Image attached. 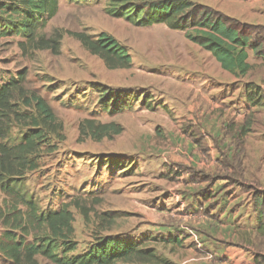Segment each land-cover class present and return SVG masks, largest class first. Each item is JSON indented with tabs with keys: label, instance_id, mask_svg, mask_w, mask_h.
Wrapping results in <instances>:
<instances>
[{
	"label": "rangeland",
	"instance_id": "rangeland-1",
	"mask_svg": "<svg viewBox=\"0 0 264 264\" xmlns=\"http://www.w3.org/2000/svg\"><path fill=\"white\" fill-rule=\"evenodd\" d=\"M191 1L218 9L250 27L260 45L258 53L250 55L253 67L246 76L228 75L209 52L191 43L181 31L165 24L137 26L110 15L111 0H58V11L43 32L53 28L105 32L130 54L128 69H108L67 34L57 55L48 50L26 53L17 45L19 37H0V85L25 69L27 86L47 100L63 125L64 140L53 141L54 148L40 152L37 168L21 177L17 187L32 195L42 209L55 210L73 199L88 204L92 210L88 219L71 208L77 254L98 234L146 244L167 259L171 257L169 246L180 257H187L184 244L190 241L182 240V246L169 241V233L163 229L164 225H187L180 198L183 188L189 184L192 195L199 188L196 186L206 188L221 175L217 172L223 163L215 164L213 156L222 158L221 152H231L225 158L228 162L245 150L251 134L255 136L252 146L264 138V111L248 112L241 98L246 82L264 89V0H244L242 4ZM104 93L108 95L102 98ZM109 96H116L123 109L117 111L115 106L109 112L101 104ZM86 118L116 123L122 132L112 139L93 141L79 134ZM245 120H249V132L240 136ZM19 136L13 128V141ZM258 153L262 151L258 149ZM232 174L215 181L221 179L251 198L247 192L254 191L250 184L257 182H239ZM4 199L0 191V208ZM104 217L113 218L112 224L100 221ZM2 230L0 223V234ZM176 233L182 235L175 231L170 233L172 238ZM37 260L38 264H53L42 257Z\"/></svg>",
	"mask_w": 264,
	"mask_h": 264
},
{
	"label": "trees",
	"instance_id": "trees-1",
	"mask_svg": "<svg viewBox=\"0 0 264 264\" xmlns=\"http://www.w3.org/2000/svg\"><path fill=\"white\" fill-rule=\"evenodd\" d=\"M107 9L110 15L137 26L165 24L183 32L191 43L209 52L221 69L236 78L246 76L253 67L247 60L248 51L258 53L260 44L247 24L191 0H111ZM57 11L58 0H0V37H19L17 45L26 53L48 50L57 55L61 39L67 34L99 57L108 69L130 68V54L105 32L90 34L84 30L53 28L44 33ZM26 75L25 69L19 70L0 85V191L5 198L4 207L0 208L1 264H38V257L53 264H172L153 247L112 235L97 234L93 243L77 254L71 208L88 219L92 211L88 204L73 199L55 210L42 209L32 195L27 196L17 187L21 177L37 168L40 152L54 148L53 141L64 140L62 122L47 100L27 86ZM243 94L247 108L264 109L261 85L246 82ZM109 97L110 100L101 102L105 108L109 107V112H114L115 106L119 107L117 111L123 109L116 96ZM13 128L20 135L17 142L11 138ZM249 128V120H245L240 126V136L248 133ZM121 132L122 127L116 123L89 118L82 120L79 127V134L93 141L112 139ZM251 193L255 205L264 207L261 204L264 197H257V191ZM112 220L100 218L110 224ZM257 231L264 241L262 212L257 214ZM253 260L259 264L264 256L257 252Z\"/></svg>",
	"mask_w": 264,
	"mask_h": 264
},
{
	"label": "crops",
	"instance_id": "crops-1",
	"mask_svg": "<svg viewBox=\"0 0 264 264\" xmlns=\"http://www.w3.org/2000/svg\"><path fill=\"white\" fill-rule=\"evenodd\" d=\"M242 2L245 1L229 0L230 4H242ZM216 10L219 11L218 9ZM229 17L231 16L229 15ZM251 53L253 54L252 51H248V62ZM228 75L235 77L230 73ZM241 98L244 106L247 107L244 103L243 90ZM250 109L264 111V109L256 107ZM250 109L248 108V112ZM260 132L257 131V134ZM231 137L234 138L233 136ZM254 137L253 133L247 138L243 152L238 151V148L233 149V151H238V155L234 158L231 157L228 162L225 158L229 159V155L233 154L231 152L229 154L228 152H221L222 158H215L214 156L212 158L216 159L215 164L223 163L222 166H219L221 172H217L221 175L216 177L215 180L229 177L235 171L237 175L232 174L233 180L257 182L254 185L250 184V187L253 186L255 188L254 191H257V197L262 198L264 197V138L259 139L256 136L259 141L256 142L255 146H252L251 141ZM230 146L231 141H229V148ZM258 149L262 153L255 154ZM249 153L251 156H249ZM256 158L258 162H255ZM217 160L219 163H217ZM215 180L207 184L206 188L204 184L196 186L199 188L193 195L189 192L190 185L187 184L185 185L187 188H183V190L186 189L185 192L183 191L181 196L179 195L181 200L184 201L182 206L184 209L183 219L187 225L184 228L164 225L163 229L166 232L168 231L169 241L171 240L180 245L182 240L183 242L190 241L189 246L184 244L186 246L185 250L189 255L180 257L179 252L175 251L172 246L167 247L169 254H171L168 259L172 264H255L253 255L258 252L261 256H264V241L257 231V214L261 212L264 214V207L255 205V199L251 191L247 193L251 194L252 199L248 198L245 192L236 188L232 189V186H226L225 181L221 179ZM228 191L229 195H226ZM261 204L264 205V201ZM175 231L182 233V235L176 233L174 238H172L170 233ZM175 236L178 238H175ZM195 250L204 253L205 256L199 257ZM259 264H264V260H261Z\"/></svg>",
	"mask_w": 264,
	"mask_h": 264
}]
</instances>
